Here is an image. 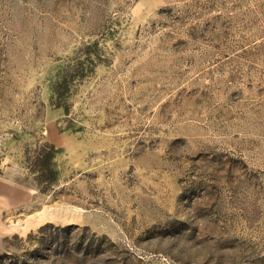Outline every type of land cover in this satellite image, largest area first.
<instances>
[{"label": "rangeland", "instance_id": "1", "mask_svg": "<svg viewBox=\"0 0 264 264\" xmlns=\"http://www.w3.org/2000/svg\"><path fill=\"white\" fill-rule=\"evenodd\" d=\"M0 264H264V0H0Z\"/></svg>", "mask_w": 264, "mask_h": 264}, {"label": "trees", "instance_id": "2", "mask_svg": "<svg viewBox=\"0 0 264 264\" xmlns=\"http://www.w3.org/2000/svg\"><path fill=\"white\" fill-rule=\"evenodd\" d=\"M45 165L48 167V169H50L51 163L49 161ZM50 173L53 176V179L57 178V176H58V172L57 171L50 170Z\"/></svg>", "mask_w": 264, "mask_h": 264}]
</instances>
